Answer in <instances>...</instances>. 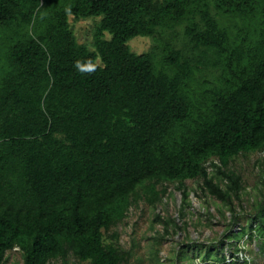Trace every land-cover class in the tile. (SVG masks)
<instances>
[{
  "label": "trees",
  "instance_id": "trees-1",
  "mask_svg": "<svg viewBox=\"0 0 264 264\" xmlns=\"http://www.w3.org/2000/svg\"><path fill=\"white\" fill-rule=\"evenodd\" d=\"M70 15L100 17L95 49ZM183 22L178 46L163 33ZM139 35L159 44L136 53ZM0 46V264L16 246L23 264H130L105 234L141 185L240 199L230 164L264 151V0H0Z\"/></svg>",
  "mask_w": 264,
  "mask_h": 264
},
{
  "label": "rangeland",
  "instance_id": "rangeland-1",
  "mask_svg": "<svg viewBox=\"0 0 264 264\" xmlns=\"http://www.w3.org/2000/svg\"><path fill=\"white\" fill-rule=\"evenodd\" d=\"M99 21L100 17L69 16L78 42L90 49H95L94 33ZM184 24L166 30L163 36L181 46ZM106 37L110 38V34L106 33ZM155 44H159L157 37L141 35L129 41L136 53L150 51ZM5 52L0 46V65ZM212 72L210 68L203 71L210 79ZM208 168L211 175L216 174L211 165ZM230 168L240 173L243 180L241 197L234 199L233 206L205 192L202 178L188 179L182 188L179 181L157 182V198L153 201L152 192L141 185L131 196L124 216L106 232V239L131 252L130 264H225L215 261L218 252L225 255L228 264H264V236L254 230L264 215V151L240 154ZM220 183L226 187V180ZM184 188L189 193L187 201ZM209 250L214 256L204 260ZM23 262L24 251L19 246L6 251L5 264ZM47 264H64V260L52 259ZM68 264L90 263L71 255Z\"/></svg>",
  "mask_w": 264,
  "mask_h": 264
},
{
  "label": "clouds",
  "instance_id": "clouds-1",
  "mask_svg": "<svg viewBox=\"0 0 264 264\" xmlns=\"http://www.w3.org/2000/svg\"><path fill=\"white\" fill-rule=\"evenodd\" d=\"M77 67L80 68L81 71H94L96 65L93 64L92 62H89L86 66L85 65H81L79 62L77 63Z\"/></svg>",
  "mask_w": 264,
  "mask_h": 264
}]
</instances>
